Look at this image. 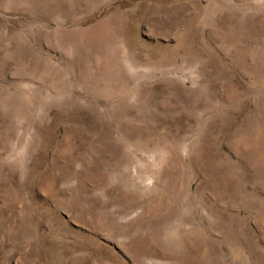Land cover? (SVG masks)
<instances>
[{"label":"rangeland","instance_id":"374dc122","mask_svg":"<svg viewBox=\"0 0 264 264\" xmlns=\"http://www.w3.org/2000/svg\"><path fill=\"white\" fill-rule=\"evenodd\" d=\"M0 264H264V0H0Z\"/></svg>","mask_w":264,"mask_h":264}]
</instances>
